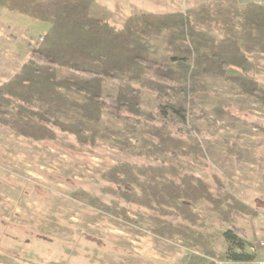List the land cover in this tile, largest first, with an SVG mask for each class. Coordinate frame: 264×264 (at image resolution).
<instances>
[{
  "label": "rangeland",
  "instance_id": "obj_1",
  "mask_svg": "<svg viewBox=\"0 0 264 264\" xmlns=\"http://www.w3.org/2000/svg\"><path fill=\"white\" fill-rule=\"evenodd\" d=\"M190 4L166 9V14L138 15L189 16L196 31L215 40V52L232 64L229 69L205 61H199L198 68L187 41L174 39L175 29L166 30L165 24L160 33L145 39L149 53L170 65L178 82L173 90L162 92L132 82L145 119L105 111L99 120L90 121L80 110H70L62 120H83L95 137L91 147L79 146L69 134L35 140L0 124V264H163L166 237L181 240L192 256L211 254L223 260L246 249L255 257L256 245L264 238V44L257 46L246 36L248 28L255 34L256 27L245 26L246 8L237 0ZM111 11L97 4L92 13L123 28L125 24L117 23L122 19L116 21ZM49 30L50 24L0 4V85L28 62ZM126 74L118 76L128 82ZM119 83H107L105 90L118 94ZM252 85L261 95L249 90ZM64 93L81 105L87 102ZM159 143L162 149L155 152ZM161 161L177 167L181 177H197L214 198L223 184L237 200L255 208L258 217L232 220L237 237L229 242L222 230L230 227L205 199L192 202L200 221L185 236L156 234L163 223L155 222L150 212L138 208V213L137 207L128 209L129 221L103 211L104 200L110 198L102 190L113 168ZM163 187L158 179V188L166 192ZM236 229H245L248 237ZM241 244L248 248L238 251Z\"/></svg>",
  "mask_w": 264,
  "mask_h": 264
},
{
  "label": "trees",
  "instance_id": "obj_2",
  "mask_svg": "<svg viewBox=\"0 0 264 264\" xmlns=\"http://www.w3.org/2000/svg\"><path fill=\"white\" fill-rule=\"evenodd\" d=\"M0 4L9 11L50 24L49 32L28 62L11 80L0 85V124L35 140L54 139L59 132L71 135L81 147L93 146L95 137L86 130L83 120L74 117L69 122L62 120L70 110H80L83 118L90 121L99 120L105 111L118 117L130 114L145 119L139 92L132 82H143L161 92L166 88L173 90L178 82L173 68L149 53L150 43L145 39L151 38L155 31L160 33V26L165 24L166 30L175 29L171 32V35L177 33L174 39L187 41L198 68L199 61L218 66L222 71L232 65L215 52V40L196 31L190 25L189 16L182 13L136 15L117 29L94 17L95 0H0ZM243 15L247 28L256 27L255 34L248 28L246 36L252 37L257 46L264 44V6L249 3ZM121 73L129 75L128 82L119 78ZM118 81V94L105 90V84ZM249 90L261 95L256 85ZM65 91L80 95L87 102L81 105L67 97ZM161 144L154 145L155 152L162 149ZM181 175L177 167L167 166L166 161L156 165L126 163L115 167L108 174L107 189L102 190V194L110 198L109 202L104 200L102 209L129 221L128 209L137 207L150 212L155 222L163 223L164 228L156 234L185 236L200 221L192 202L205 199L230 227L224 234L229 242L237 237L232 220L258 217L255 208L237 200L223 184L218 185L219 196L214 198L197 177ZM166 176L180 179L168 181ZM158 179L162 180L163 188L167 187L166 192L158 188ZM91 201L97 204L99 200ZM224 202L226 209L222 208ZM242 247L243 244L238 246ZM230 259L252 260L243 252H231Z\"/></svg>",
  "mask_w": 264,
  "mask_h": 264
},
{
  "label": "crops",
  "instance_id": "obj_3",
  "mask_svg": "<svg viewBox=\"0 0 264 264\" xmlns=\"http://www.w3.org/2000/svg\"><path fill=\"white\" fill-rule=\"evenodd\" d=\"M190 1L191 0H95L99 7L109 11L113 10L111 11L113 13V17L116 18V21L117 19H122L120 22L117 21V23H121L122 25H124L131 16L138 14H159L160 12L166 14V9L171 10L185 8L188 5H191ZM237 2L240 8H246L249 3L264 6V0H237ZM226 231L227 228L223 227V236ZM241 231L244 232L240 233L241 236H246L245 238H247L248 235L245 232V229ZM247 241L248 240L246 239V242ZM258 243L256 245V254L254 258H259L261 256V250L258 247ZM245 248H248V246L246 245L245 247H242V249ZM240 250L241 249L238 248V251ZM242 252L244 254H248L246 249ZM206 259H209L210 262H207ZM245 262L246 261H234L230 258L219 260L211 254H205L199 257L192 256L190 254V249L183 245L181 240L175 241L166 237V260L163 264H245Z\"/></svg>",
  "mask_w": 264,
  "mask_h": 264
},
{
  "label": "built area",
  "instance_id": "obj_4",
  "mask_svg": "<svg viewBox=\"0 0 264 264\" xmlns=\"http://www.w3.org/2000/svg\"><path fill=\"white\" fill-rule=\"evenodd\" d=\"M40 41L42 42L43 38H41ZM258 247L261 250V256L250 261H246L245 264H264V240H261L258 243Z\"/></svg>",
  "mask_w": 264,
  "mask_h": 264
}]
</instances>
